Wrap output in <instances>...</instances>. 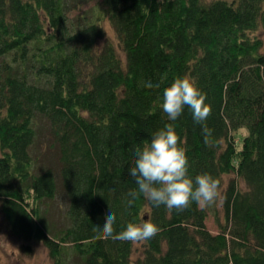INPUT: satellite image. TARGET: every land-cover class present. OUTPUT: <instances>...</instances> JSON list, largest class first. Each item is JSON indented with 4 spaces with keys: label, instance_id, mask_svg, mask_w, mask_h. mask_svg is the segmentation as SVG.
<instances>
[{
    "label": "trees",
    "instance_id": "trees-1",
    "mask_svg": "<svg viewBox=\"0 0 264 264\" xmlns=\"http://www.w3.org/2000/svg\"><path fill=\"white\" fill-rule=\"evenodd\" d=\"M90 1L0 0L6 230L53 264H264V0Z\"/></svg>",
    "mask_w": 264,
    "mask_h": 264
},
{
    "label": "rangeland",
    "instance_id": "rangeland-1",
    "mask_svg": "<svg viewBox=\"0 0 264 264\" xmlns=\"http://www.w3.org/2000/svg\"><path fill=\"white\" fill-rule=\"evenodd\" d=\"M99 1V0H97ZM96 0L90 1L87 4L81 7V10L88 9L90 6L94 5ZM78 12V11H76ZM104 26L106 28V32L110 37H113L114 33L107 21H104ZM260 34V30L256 32ZM239 137L245 133L244 128H240ZM240 145V144H238ZM231 177H235L232 174L225 175L224 179L225 182L228 181ZM240 185L244 187L242 181H239ZM208 199L210 201V205L213 203L215 207L214 210H210L208 204L204 200H200V206L205 208L207 211V216L205 219L206 227L212 232L215 233L219 230L218 223L215 220L216 215H219V219H222V210L219 209L220 207V196H221V188L217 189L216 191H208L207 192ZM61 203V200L58 198L55 205L58 206ZM58 208V207H57ZM56 210V209H54ZM55 212V211H54ZM53 213V212H52ZM55 215V214H54ZM21 240L17 239L16 237L10 235L5 227V222L2 218L0 213V264H53L51 259L48 256V252L44 246L38 242H30L31 250L30 252H26L22 250L21 247ZM136 245L139 244L138 241L135 242Z\"/></svg>",
    "mask_w": 264,
    "mask_h": 264
}]
</instances>
